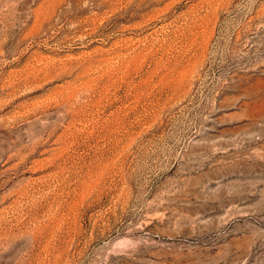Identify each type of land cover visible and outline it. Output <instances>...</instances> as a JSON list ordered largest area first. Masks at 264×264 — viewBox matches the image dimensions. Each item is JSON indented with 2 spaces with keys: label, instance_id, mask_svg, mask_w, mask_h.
Returning a JSON list of instances; mask_svg holds the SVG:
<instances>
[{
  "label": "rangeland",
  "instance_id": "1",
  "mask_svg": "<svg viewBox=\"0 0 264 264\" xmlns=\"http://www.w3.org/2000/svg\"><path fill=\"white\" fill-rule=\"evenodd\" d=\"M232 210L195 253L264 264V0H0V264H171Z\"/></svg>",
  "mask_w": 264,
  "mask_h": 264
},
{
  "label": "bare ground",
  "instance_id": "2",
  "mask_svg": "<svg viewBox=\"0 0 264 264\" xmlns=\"http://www.w3.org/2000/svg\"><path fill=\"white\" fill-rule=\"evenodd\" d=\"M234 212H236V211H234ZM234 212L232 210V212H230V214L226 218H224L223 221L219 220L221 223H215L212 220H211L212 222H210V221L209 222H204L203 228L198 229L196 231L193 230L194 232H190V231L186 230L185 228H182V227L179 228L178 227V230L176 232H168V233H166V235H168L170 237V241L167 242L165 245H168L170 247L168 249H164V250L162 249L163 259L171 260V264H202V263H204V259L200 258L195 253V250L199 249L200 251L201 250L210 251V247H202V246L192 247V245L190 244V241L193 240V239L194 240H196V239L199 240V237H200L201 234L202 235L203 234L204 235L205 234H211L212 235V233H214V232H219L221 230H225L233 222V220L237 219L238 217H240V219H238V222H236V223L239 224L240 222H247V220H249L250 216L252 215L251 214L252 212L251 213H234ZM248 216H249V218H248ZM246 217H247V219H246ZM192 221H193V223L199 222V220L197 221L196 218L192 219ZM203 221H205V220H203ZM254 225H255V223H254ZM254 225L253 226L251 225V226H246V227H240L237 231H236L235 228H233L235 230V232H233V233H231L230 230H227L226 233L222 231V233H220L219 237L222 238V239L223 238L224 239L228 238V242L224 246V249H226V250L231 249V248L233 249V247H238L245 240L252 239V237H254V233H253L254 232V228H257V229L259 228V227H256V225L255 226ZM235 226H237V225H235ZM229 229H232V227H230ZM259 234L261 235V233H259ZM257 237H258V235H257ZM254 238H256V237H254ZM176 241L179 242V243H177ZM186 246H188L190 248H188V249L186 248L185 249L184 247H186ZM208 253L210 254V252H208ZM160 257H161V255H160ZM217 259L218 258H214V260H217ZM167 264H169V263H167Z\"/></svg>",
  "mask_w": 264,
  "mask_h": 264
}]
</instances>
